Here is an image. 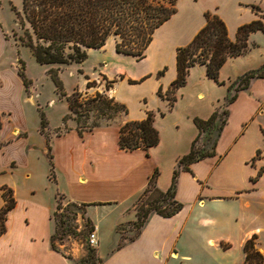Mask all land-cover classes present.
Returning a JSON list of instances; mask_svg holds the SVG:
<instances>
[{
    "label": "crops",
    "instance_id": "1",
    "mask_svg": "<svg viewBox=\"0 0 264 264\" xmlns=\"http://www.w3.org/2000/svg\"><path fill=\"white\" fill-rule=\"evenodd\" d=\"M194 2L198 7L194 9L196 21L191 38L205 26V12L220 16L227 24L230 38L235 39L240 26L256 20L251 6L264 9V0ZM232 19L239 21L234 24ZM8 35L0 20V165L3 167L0 173L28 168L31 159L42 151L45 156L51 153L49 165L55 177L50 179L46 175L43 192L30 184L28 189L21 187L27 190L19 193L20 186L9 183L16 205L8 214L7 231L0 237V264H74L52 247L55 233L52 214L61 196L90 205L86 207V216L94 226L95 247L103 264H245L244 247L253 236H257L256 248L264 256V172L261 173L264 169V78L252 80L248 89L239 92L229 106L230 116L216 147V156L192 164L191 172L180 173L176 198L184 204L183 210L172 218L151 214L140 233L124 238L121 246L123 235L117 234V228L137 221L135 201L147 188L152 174L160 170L157 186L162 191L168 190L178 161L186 152H178L166 162L164 157L154 158L161 153L160 146L151 148L149 156L141 149L121 150L119 129L124 122L131 121L128 115L119 124L99 127L82 136L75 127L55 134L57 128L46 118L49 132L46 136L41 134L40 120L37 130L42 143L34 141L23 105H36V101L31 88H26L19 76V49L15 60L7 56L12 46ZM262 37L261 31L253 33L250 36L253 49L235 62L227 63L226 67H231L235 74L225 77L229 84L264 65L262 53L252 54L261 46ZM177 74L176 65V78ZM222 102L223 98L219 99L220 106ZM214 112L212 107L200 118L208 119ZM145 118L141 117L140 121ZM111 129L117 145L109 142ZM198 134L195 127L190 138L192 143ZM165 162L166 167L162 166ZM165 170L167 177L163 176ZM214 177L224 182L221 193H213L209 187ZM4 205L0 190V209ZM116 208L121 212L113 222L114 230L106 247L104 224L94 220L93 215L102 209L110 213ZM115 245L117 249L111 252Z\"/></svg>",
    "mask_w": 264,
    "mask_h": 264
},
{
    "label": "rangeland",
    "instance_id": "2",
    "mask_svg": "<svg viewBox=\"0 0 264 264\" xmlns=\"http://www.w3.org/2000/svg\"><path fill=\"white\" fill-rule=\"evenodd\" d=\"M213 1L228 2V0H207L208 3ZM0 2V20L12 44L7 51V56L15 60L19 49V60L21 59L25 64V74L30 82L28 89L31 88V92L34 93L36 105L24 104L23 108L29 128L33 132L32 139L39 144L42 143V136L37 130L40 120V132L45 136L49 132L46 118L52 127L57 128L54 130L55 134L64 133L71 127L77 129L75 116L70 111L66 97L61 96L55 83L56 80L61 83L62 92L67 96L82 92L84 97H94L99 92L106 94L109 99L116 98L127 107L128 119L131 121H140L141 117L152 113L154 125L160 134V145L157 148L159 149L160 146L162 150L160 154H155L154 158L157 160L159 156L164 157L166 162L173 159L176 153L186 152L184 154L186 155L190 150L192 143L190 138L196 127L195 118L205 115L212 107H215L216 111L220 106L219 99L222 98L221 109H226L225 99L229 95L227 92L229 93L230 82H227L228 78L225 77L231 73L235 75L231 67L226 66L230 61L235 62L236 58L229 59L221 69L219 80L225 84H218L208 78L205 66L196 65L190 69L186 84L175 91L174 102L164 96L176 80L175 55L177 49L187 46L195 37L191 38L193 23L195 24L196 21L194 9L198 7L194 0H178V12L156 30L153 41L142 60L118 54L115 49V40L111 37L103 48L88 50V57L83 63L70 65L39 64L32 49L24 45L21 40L29 29L23 15V0H0ZM251 10L256 16L255 19L261 16L264 22V9L260 8L261 12L256 13L253 5ZM238 21L232 19L234 24ZM260 42H262L261 46L252 54L260 52L264 56V39ZM253 64L254 62L249 63L250 66ZM21 68L19 62V69ZM237 68L238 66L236 70ZM161 72L163 74L160 75ZM160 89L163 95H160ZM126 116L121 114L110 121L102 120L100 127L119 124ZM43 121L46 122L44 129L42 128ZM108 139L111 144L117 145L113 129L109 131ZM198 147H203L202 140ZM150 154V152L147 153L148 156ZM31 160L28 168H14L12 169L14 172L0 173V189L3 187L11 189L9 186L11 183L20 186L19 193H24L31 184L43 192L46 175H49L50 179L55 177L53 168L49 165L51 164V153L48 152L45 156L44 152L38 151L36 158ZM166 162L162 166L166 167L164 165ZM2 168L0 165V170ZM27 174L30 178L25 177ZM163 176L167 177L166 170ZM223 186V180L216 177L209 184L213 193H221ZM141 202L139 199L135 201L136 210ZM84 211H86L85 207L61 196L58 197L52 214L56 231L54 233L56 247L59 252L70 257L74 264L88 256L90 246L88 237L91 233V225H87L88 217L83 213ZM109 211L102 209L93 215L94 220L102 221L104 224L106 247L110 242L111 231L114 230L113 222L118 218L121 209L116 208L110 213ZM117 234L123 235L120 243L122 246L125 243L124 238L135 237L137 230L133 224L125 225L117 228ZM117 247L118 245L111 247L110 251L114 252ZM93 248L96 249V247ZM258 264H264V262H258Z\"/></svg>",
    "mask_w": 264,
    "mask_h": 264
},
{
    "label": "trees",
    "instance_id": "3",
    "mask_svg": "<svg viewBox=\"0 0 264 264\" xmlns=\"http://www.w3.org/2000/svg\"><path fill=\"white\" fill-rule=\"evenodd\" d=\"M177 5L178 0H23V15L29 29L21 40L32 49L34 57L41 65L81 64L87 59L88 50L103 48L111 37L115 40L118 54L142 60L156 30L178 12ZM254 9L256 13L261 12L257 6ZM204 16L206 24L192 42L177 49V78L164 95L171 102L175 101V91L186 84L190 69L196 65L205 66L208 78L218 84H225L219 80L223 65L229 59L251 51L254 44L250 42V36L253 33H264L261 16L240 26L235 39L230 38L227 24L220 16L209 11ZM20 63L22 68L19 76L28 88L30 82L25 74V64L22 60ZM263 78L264 65L247 72L230 84L229 95L225 99L226 109L223 110L220 106L208 119H194L199 134L189 153L179 159L169 189L162 191L158 188L159 172L156 170L139 197L142 202L137 209V221L133 224L137 235L151 214L172 218L183 210L184 204L176 198L180 173L191 172L192 164L216 156V147L230 116L229 106L236 101L239 92L248 89L252 80ZM55 83L61 96L68 101L81 136L99 128L102 120L110 121L117 115H128L124 104L114 98L109 99L104 93L98 92L94 97H84L82 92H75L67 96L62 92L61 83L58 80ZM159 93L163 95L161 89ZM42 128H46L44 121ZM201 140L203 147L199 148ZM159 143L160 134L154 125L152 113H148L141 121H126L120 126L118 145L123 151L141 149L149 153ZM0 190L5 200V205L0 209L1 237L7 231L8 214L15 208L16 200L10 188L3 187ZM80 206L86 208L90 205ZM83 213L86 214V211ZM87 225H91V232L94 231L90 219H87ZM55 239L54 234L52 247L59 251ZM256 239L257 236H253L245 244L246 264L264 262V256L256 248ZM76 264H103V259L96 249L89 246L88 256Z\"/></svg>",
    "mask_w": 264,
    "mask_h": 264
},
{
    "label": "built area",
    "instance_id": "4",
    "mask_svg": "<svg viewBox=\"0 0 264 264\" xmlns=\"http://www.w3.org/2000/svg\"><path fill=\"white\" fill-rule=\"evenodd\" d=\"M88 242H89V244H90L91 247H95L97 245V236H96L95 231H92L89 234Z\"/></svg>",
    "mask_w": 264,
    "mask_h": 264
}]
</instances>
